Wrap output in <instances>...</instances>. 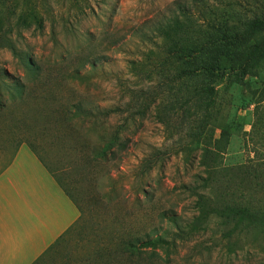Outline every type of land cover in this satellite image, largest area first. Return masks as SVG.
Returning a JSON list of instances; mask_svg holds the SVG:
<instances>
[{"label":"rangeland","instance_id":"374dc122","mask_svg":"<svg viewBox=\"0 0 264 264\" xmlns=\"http://www.w3.org/2000/svg\"><path fill=\"white\" fill-rule=\"evenodd\" d=\"M209 1L212 24L237 27L240 18L264 12V0ZM48 3L43 27H19L10 17L0 29V144H31L81 208L77 225L45 264H264V225L235 234L233 251L222 233L234 220L213 216L204 230L189 227L198 213L196 192H209L221 206L248 200L264 205V190L252 189L244 175L264 156V126L250 130L256 118L251 101L249 108L226 109L241 127L231 133L211 187L203 186L201 150L182 149L186 129L170 136L152 106L135 115L129 129L126 112L78 117L71 107L83 98L105 108L131 103L129 90L149 81L133 75L128 61L156 48L155 26L178 6L198 16L195 0ZM195 29L202 37L211 30L198 21ZM242 93L251 96L249 90ZM211 133L219 137L217 128ZM106 142L112 143L111 153L92 158ZM138 235L162 241L122 262L128 256L118 244Z\"/></svg>","mask_w":264,"mask_h":264},{"label":"trees","instance_id":"16d2710c","mask_svg":"<svg viewBox=\"0 0 264 264\" xmlns=\"http://www.w3.org/2000/svg\"><path fill=\"white\" fill-rule=\"evenodd\" d=\"M195 5L198 16L194 17L186 6H178L177 12H173L164 22L155 26L160 39L156 48L148 49L142 59L128 61L133 75L149 81L145 87L129 90V101L132 104L127 102L124 106L118 104L105 108L83 98L73 102L71 107L74 115L78 117L126 112L124 129H129L135 115H144L152 106L155 110L154 116L166 126L170 136L186 129L187 138L182 149L186 154L201 150L200 163L207 171L203 186L211 187L229 137L241 127L235 118L227 115L226 109L246 107L251 101V113L256 118L250 123V130L255 129L257 123L264 126V12L240 18V24L234 27L227 22H210V15L215 12L209 0H195ZM49 7L48 0H0V29L9 23L10 17L16 18L15 24L19 27L27 28L33 24L41 28L44 22L43 13ZM197 21L211 29L204 31L203 37L196 34ZM244 89L249 90L251 96H244ZM134 101L138 103V108L133 106ZM261 106L263 109H260ZM216 128L219 130V137L212 139L211 131ZM81 139L84 137L78 143ZM84 144L85 142L78 144L80 151H84ZM28 145L81 210L48 163L31 144ZM122 145L125 147V144ZM111 149L112 143L106 142L96 148L92 158L104 159L107 153H111ZM244 175L247 177L244 180L252 189L264 190V156L258 164L247 168ZM195 194L198 213L189 224L190 229H206L210 217L213 216L234 220L232 227L222 233L228 251L234 250L236 244L231 238L235 234L246 227L264 225V205L248 200L221 206L209 192ZM78 219L64 234L75 228ZM173 221L176 222L175 219ZM64 234L32 264H45ZM146 236L138 235L118 244L121 249L119 251L128 256L122 262L130 260L141 248L154 246L162 241L160 236Z\"/></svg>","mask_w":264,"mask_h":264},{"label":"crops","instance_id":"0c3cea01","mask_svg":"<svg viewBox=\"0 0 264 264\" xmlns=\"http://www.w3.org/2000/svg\"><path fill=\"white\" fill-rule=\"evenodd\" d=\"M79 216L28 143L0 144V264H32Z\"/></svg>","mask_w":264,"mask_h":264}]
</instances>
